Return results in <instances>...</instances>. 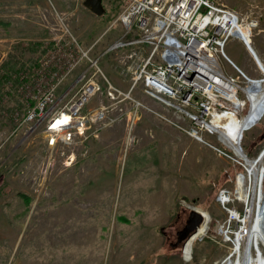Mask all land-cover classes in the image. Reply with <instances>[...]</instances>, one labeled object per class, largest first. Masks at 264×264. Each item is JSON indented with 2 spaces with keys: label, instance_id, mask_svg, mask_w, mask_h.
I'll return each mask as SVG.
<instances>
[{
  "label": "rangeland",
  "instance_id": "374dc122",
  "mask_svg": "<svg viewBox=\"0 0 264 264\" xmlns=\"http://www.w3.org/2000/svg\"><path fill=\"white\" fill-rule=\"evenodd\" d=\"M214 1L252 21L251 43L264 63V0ZM83 2L0 0V264H222L233 236L223 235L220 226L230 216L216 197L221 189L234 191L236 175L246 173L239 165L203 144L190 162L182 156L176 161L174 152L173 160H161L162 140L189 136L154 113L131 114L130 104L123 114L111 112L97 137L75 148L69 168L46 148L40 128L30 132L22 124L34 96L55 85L60 93L79 76L87 64L80 50L93 59L107 39L123 33L116 20L130 0H102V16ZM70 8L78 10L77 18L62 12ZM128 51L106 55L111 80H120L117 60ZM225 53L252 79L263 77L239 40L231 38ZM131 97L166 115L139 88ZM253 132L252 141L247 131L241 141L249 160L263 148L264 115ZM203 139L223 147L216 135ZM249 181L246 186L252 187L253 178ZM260 192L263 196L264 175ZM242 202L230 205L240 215L245 214ZM191 210L206 213L209 222L205 236L190 239L185 260L187 244L172 245Z\"/></svg>",
  "mask_w": 264,
  "mask_h": 264
},
{
  "label": "built area",
  "instance_id": "2783aa9c",
  "mask_svg": "<svg viewBox=\"0 0 264 264\" xmlns=\"http://www.w3.org/2000/svg\"><path fill=\"white\" fill-rule=\"evenodd\" d=\"M116 21L123 33L105 54L129 50L117 60V74L125 86L114 84L104 74L99 65L101 55L92 59L87 51L80 50V60L87 64L79 76L60 93L55 85L34 96L22 120L28 131L40 128L46 148L57 156L60 165L69 168L76 158L75 148L97 137L111 121V112L123 114L124 106L130 104L131 114L140 110L156 114L246 172V164L226 152L224 141L220 140L222 148L215 147L203 135L219 137L232 117L241 119L250 111L251 98L261 92L251 89L248 80L252 79L225 53L231 38L247 47L241 29L247 28L252 36V21L214 0H130ZM224 63L233 74L226 72ZM137 88L161 105L166 115L133 100L131 93ZM94 98L99 101L91 107ZM263 115L264 111L261 118ZM63 117L66 121L56 124ZM215 119L222 125L214 126ZM244 174L236 175L233 192L221 189L216 197L230 216L220 226L225 236H234L243 226L240 213L230 205L242 202L236 196V183ZM246 183L249 185V178Z\"/></svg>",
  "mask_w": 264,
  "mask_h": 264
},
{
  "label": "bare ground",
  "instance_id": "6f19581e",
  "mask_svg": "<svg viewBox=\"0 0 264 264\" xmlns=\"http://www.w3.org/2000/svg\"><path fill=\"white\" fill-rule=\"evenodd\" d=\"M241 31H242V36L244 37V42L247 43L252 49V51L256 54V51L254 50L251 43L249 30L247 28H242ZM244 47L248 51L251 59L255 64L256 61L254 57L247 49V47L246 46ZM256 56L260 61L257 54ZM259 67L260 68L258 72L263 74L261 68L264 70V65L261 63V61ZM252 80H257V79H252ZM263 96H264V82L261 84L260 94L256 98H251L252 108L250 109L247 116L242 117L241 119L232 117L228 121L227 125H224L226 131H222L218 137L219 140H222L227 144L228 148L234 153V155L237 158L241 159L246 164L245 175L239 176L236 183L237 198L238 200L243 201L246 204L245 214L240 216V218H242L243 220V226L238 232H236V234L232 238H230L232 249L231 252L229 253V256L223 261L222 264H264V229H261L259 227V218L256 216L257 213L256 208H258L263 201L260 192L261 181L263 176L260 178V170L264 166V156H263V162L261 164L260 163L253 164V162L256 159L249 160L245 156L241 148V141L244 133V132L241 133V130L246 124L248 118L255 113L259 103L263 99ZM65 121L66 118L63 117V120L61 122L57 121L56 124L63 123ZM213 124L214 126L222 125L219 119H215L213 121ZM239 148L241 149V151L239 150ZM248 178L250 179L253 178L254 184L252 185V187H248L245 184ZM251 204L253 205L256 204V206H253ZM200 214L204 218V224H202L198 228L197 231L198 239H201L203 236H205L208 230L207 225L209 222V215L203 212ZM234 215L237 216V212H234ZM222 230L224 231V229ZM223 235L225 236V232H223ZM192 243H193V239L188 240L186 243L187 245L184 252L185 260H188L190 258Z\"/></svg>",
  "mask_w": 264,
  "mask_h": 264
},
{
  "label": "water",
  "instance_id": "95a60500",
  "mask_svg": "<svg viewBox=\"0 0 264 264\" xmlns=\"http://www.w3.org/2000/svg\"><path fill=\"white\" fill-rule=\"evenodd\" d=\"M83 5L85 8H87L91 13H93L96 16H102L104 14V8L102 6V0H84ZM248 50L254 57L256 63L260 66V61L258 60L256 54L252 51L249 45H247ZM262 70V75H264V70ZM264 82V78H260L258 80H248V83L251 84V89H256L257 91H261V84ZM264 111V96L262 101L259 103L255 113L250 116L244 125V127L241 130V133L249 129L251 126H253L262 116ZM249 113V112H248ZM247 116V115H246ZM226 144V143H225ZM227 145V144H226ZM241 151V149L239 148ZM264 156V144L262 151L257 156L256 160L253 162V164H257L261 161V159ZM264 175V166L260 170V178ZM263 201L261 205L257 208L256 216L259 218V227L261 229H264V194L262 196ZM204 224V218L203 216L196 210H191L188 214L187 220L185 222L184 227L177 231L175 236L176 240L175 243L172 245V247H176L179 245H184L187 243L188 240H190L194 235L197 234L198 228Z\"/></svg>",
  "mask_w": 264,
  "mask_h": 264
},
{
  "label": "crops",
  "instance_id": "0c3cea01",
  "mask_svg": "<svg viewBox=\"0 0 264 264\" xmlns=\"http://www.w3.org/2000/svg\"><path fill=\"white\" fill-rule=\"evenodd\" d=\"M58 7H60V6H58ZM77 11L75 9L72 10L71 8L69 10H67V11L62 10V12L66 13V14L69 13L71 15L72 19L77 18V15H76ZM71 25H72L73 28L76 27V23H74V22L73 23L71 22ZM105 31L106 30H103L100 33H98V37L97 38H100L104 34ZM118 36H120V35L117 34L116 38L115 37H111L109 40L106 38L107 42L103 46H101L102 50L96 55L97 57H99L101 55V57L99 59L100 65L102 66V70L110 77V80L113 78V76H112L113 70L111 69L110 65L106 61V58H107L106 55L108 53L105 54V52H106L105 50L108 49L109 46H111L118 39ZM259 59H260V57H259ZM260 61L264 65V63H263V61L261 59H260ZM111 81L114 84H116V85H119V86H122V87L125 86L124 82H122L121 80H118V79L115 80L114 79V80H111ZM260 121H261V119H259L253 126H251L249 129L246 130L247 132H251V133H249V140L248 141H252L257 136V134H255L253 132V130L260 123ZM197 143H199V144H197ZM200 144L202 145L203 143L197 142L196 140H194L193 138H190V137L189 138H182L180 140H175V141L169 140L167 142L165 140H162L161 145H160L163 148L161 150V153H162L161 160L163 159V160L166 161L168 159V158H165L166 156H169L168 160H173L171 154L174 152L175 155L177 156L176 161H179L180 160V156H182L181 157L182 160H184L186 162L188 160V158H190V160H189V162H190V161H192V157H193L192 154H193V151H194L195 147L200 146ZM203 145H205V144H203ZM248 145H250V144H248ZM205 146H207V145H205ZM220 187L227 188V187H224V185H221Z\"/></svg>",
  "mask_w": 264,
  "mask_h": 264
},
{
  "label": "flooded vegetation",
  "instance_id": "af4514ba",
  "mask_svg": "<svg viewBox=\"0 0 264 264\" xmlns=\"http://www.w3.org/2000/svg\"><path fill=\"white\" fill-rule=\"evenodd\" d=\"M263 77H264V75H263ZM263 77H262V78H263ZM257 80H258V79H257ZM262 136H264V133L262 134Z\"/></svg>",
  "mask_w": 264,
  "mask_h": 264
}]
</instances>
